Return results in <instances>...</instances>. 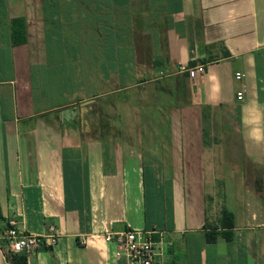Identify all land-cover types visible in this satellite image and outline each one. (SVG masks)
I'll return each instance as SVG.
<instances>
[{
    "label": "crops",
    "instance_id": "obj_1",
    "mask_svg": "<svg viewBox=\"0 0 264 264\" xmlns=\"http://www.w3.org/2000/svg\"><path fill=\"white\" fill-rule=\"evenodd\" d=\"M232 177L239 221L217 202L232 238L206 242ZM0 209L55 234L23 264H126L107 228L155 230L165 264H264V0H0Z\"/></svg>",
    "mask_w": 264,
    "mask_h": 264
},
{
    "label": "built area",
    "instance_id": "obj_2",
    "mask_svg": "<svg viewBox=\"0 0 264 264\" xmlns=\"http://www.w3.org/2000/svg\"><path fill=\"white\" fill-rule=\"evenodd\" d=\"M179 69H184V66H180ZM187 71L189 75L202 71V65L197 64L187 68ZM235 76L239 78L240 73L236 72ZM241 96L242 92L237 91L236 97L241 98ZM153 232H155L153 229L127 228L114 230L107 228L104 231L103 238L114 244L115 254L125 256L126 264H165L162 242L152 237ZM0 237L4 239L5 247L9 252L22 254L26 262L42 242L52 244L55 240V234L50 233L39 236L19 231L14 217L6 218V224L0 233Z\"/></svg>",
    "mask_w": 264,
    "mask_h": 264
},
{
    "label": "trees",
    "instance_id": "obj_3",
    "mask_svg": "<svg viewBox=\"0 0 264 264\" xmlns=\"http://www.w3.org/2000/svg\"><path fill=\"white\" fill-rule=\"evenodd\" d=\"M12 26V36L13 41H17L18 35L20 36L22 40H25V37L23 36V30L22 27L23 23V17H14L11 18ZM189 65L194 63V60H189L187 62ZM6 220L4 216L1 214L0 209V232L5 227ZM232 227H233V215L230 210H228L226 207H221L219 210V216L217 217V221L214 224H204L203 225V236L204 240L206 242H212L216 239V237L219 235L224 240H230L232 238ZM0 247L3 249V255L5 259L9 262V264H23L24 263V256L19 253H11L9 252L4 244V241L0 239Z\"/></svg>",
    "mask_w": 264,
    "mask_h": 264
},
{
    "label": "rangeland",
    "instance_id": "obj_4",
    "mask_svg": "<svg viewBox=\"0 0 264 264\" xmlns=\"http://www.w3.org/2000/svg\"><path fill=\"white\" fill-rule=\"evenodd\" d=\"M81 50L83 51V53H93V47H81ZM115 124H123L120 123L119 121L114 122ZM120 126V125H119ZM219 182V181H217ZM220 184H218L216 187V192H217V198L215 200L214 203L217 202H223L226 201L225 204L229 207V209H232L233 211H236L235 215H236V221H239V208H240V204L242 199L247 197L246 193H243V191L240 189V186H237V179L232 177V179L230 178H225L223 179L221 182H219ZM207 187V185H205V188ZM224 195L226 196V200H224ZM228 195V196H227ZM209 203V205H213L210 201V199H208L207 204ZM215 206V204H214ZM221 207V206H220ZM219 203L216 204L215 209H213L210 213L218 216L219 214ZM242 232V229L240 230ZM264 240V238H263ZM223 251L222 248L218 249V253H221ZM236 256H231L230 259H233L232 264H243V260H239L238 257Z\"/></svg>",
    "mask_w": 264,
    "mask_h": 264
}]
</instances>
